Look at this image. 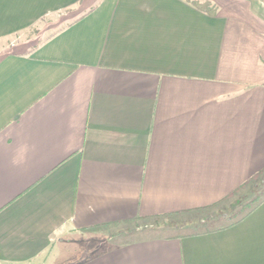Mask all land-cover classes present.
<instances>
[{"label": "crops", "instance_id": "1", "mask_svg": "<svg viewBox=\"0 0 264 264\" xmlns=\"http://www.w3.org/2000/svg\"><path fill=\"white\" fill-rule=\"evenodd\" d=\"M207 1L0 0V264H264V193L159 230L264 173V0Z\"/></svg>", "mask_w": 264, "mask_h": 264}, {"label": "rangeland", "instance_id": "2", "mask_svg": "<svg viewBox=\"0 0 264 264\" xmlns=\"http://www.w3.org/2000/svg\"><path fill=\"white\" fill-rule=\"evenodd\" d=\"M72 15V14H71ZM67 19H53L39 24L36 30L30 31L26 35H22L23 40H28L30 43L38 44L60 27ZM264 193V173L258 178L249 180L246 185L240 188L235 193L231 194L223 203L219 204L217 211L214 209L202 210L194 213L180 215L177 217H166L165 226L159 227L160 233L178 234L194 230H201L203 228L216 226L218 224L231 223L243 215H245L262 197ZM215 215L214 221L208 223H201L206 215ZM213 221V223H211ZM142 223H137L132 229L140 236L153 234V230L146 232L141 230ZM133 232V233H134ZM138 232V233H137ZM111 244V243H110ZM110 244H102L101 248L109 247ZM93 243H87V248L91 247ZM100 248V249H101Z\"/></svg>", "mask_w": 264, "mask_h": 264}, {"label": "trees", "instance_id": "3", "mask_svg": "<svg viewBox=\"0 0 264 264\" xmlns=\"http://www.w3.org/2000/svg\"><path fill=\"white\" fill-rule=\"evenodd\" d=\"M186 1L189 2L195 8H197L198 10L203 11V12H205L207 14H210L211 15L214 12V6L209 1H207V0L201 1V2H199V1H193V0H186ZM260 199H258V201L255 202V205L258 204V202H260Z\"/></svg>", "mask_w": 264, "mask_h": 264}]
</instances>
